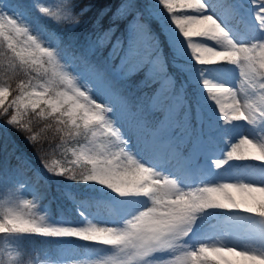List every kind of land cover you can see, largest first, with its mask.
<instances>
[{
    "label": "snow or ice",
    "instance_id": "snow-or-ice-1",
    "mask_svg": "<svg viewBox=\"0 0 264 264\" xmlns=\"http://www.w3.org/2000/svg\"><path fill=\"white\" fill-rule=\"evenodd\" d=\"M258 30L251 36V42L237 44L231 39L220 20L209 11L206 0H156L152 9L154 15L166 14L167 33L178 54L187 51L201 65L229 63L240 68L242 78L239 90L204 80L208 96L215 102L224 124L232 121L254 123L264 120V0H252ZM124 0L119 12L126 14ZM214 7L224 15L234 12L231 0H213ZM35 7H38L35 5ZM65 18L79 23V16L73 13L72 0H66ZM39 7L40 13H48ZM207 13V14H205ZM61 17L57 16L56 20ZM170 21V24L168 23ZM45 25L38 18L27 22L19 12H10L0 7V56L9 57L18 67L27 71L48 73L53 69L51 79L46 83L21 82L16 89L7 83H0V117L22 133H27L29 142L36 140L33 129L25 121L26 116L48 117L60 126L59 131L68 135H80L97 126L104 135L120 141L118 130L106 118L112 107L93 99L89 92L76 85L77 78L65 71L61 63L63 50L45 46ZM132 38L127 42L116 40L109 53L113 73L122 79L144 72L140 82L143 88L154 91L144 93L133 105L128 96L114 87L113 80L105 69L85 63L87 71L103 95L118 109L122 119L141 140L154 141L157 134L172 128H180L176 114L183 106L182 95L172 96L175 82L168 74L167 65L161 54L158 39L151 35L139 13L130 26ZM35 33V34H34ZM108 38L102 37V45ZM215 41L219 49L202 43ZM241 93L243 95H241ZM255 95L253 99L252 96ZM146 110L162 111L164 117L153 130L145 119ZM51 126V125H49ZM97 135L92 132L93 138ZM41 163L55 175H66L70 179L96 182L111 189L121 197H148L151 206L144 208L127 220L121 229L87 224L84 227L52 226L38 222L33 215L8 208L0 211V234H37L53 238H77L120 249L123 258L110 257L103 264H133L156 251L185 247L180 244L191 232L197 214L208 209H221L246 213V217L259 218L258 226L250 233L264 244V167L248 170L251 182H213L211 179L201 186L182 189L175 179L162 176L155 169L137 160L123 147L116 151L104 145L100 151L82 150L77 155L85 165H91L87 173L77 175L67 167H60L50 161L40 145H35ZM229 160L264 162V142L241 137L226 152V160H214L221 168ZM264 165V163H260ZM259 171V175L255 174ZM30 201H23L28 207ZM116 237L118 239H109ZM98 264V262H93ZM155 264H264V248L239 249L221 244H200L195 250L184 251L171 261Z\"/></svg>",
    "mask_w": 264,
    "mask_h": 264
},
{
    "label": "trees",
    "instance_id": "trees-1",
    "mask_svg": "<svg viewBox=\"0 0 264 264\" xmlns=\"http://www.w3.org/2000/svg\"><path fill=\"white\" fill-rule=\"evenodd\" d=\"M231 2L234 9L231 15L220 13L214 4L210 11L251 38L257 28L251 24L249 17L241 15L238 9L239 6L253 4L252 0H231ZM238 2L239 6L236 5ZM12 3L18 5L16 12H19L27 22L38 18L45 25L47 40L51 28L57 27L60 30L59 41L53 47L57 51L63 50L61 63L65 64V71L75 76L79 82L91 83L94 80L82 61L105 69L113 80L114 87L126 94L133 105L144 93L150 94L154 91L158 84H154L151 89L141 87L140 82L145 79L143 71L133 77L122 79L119 74L111 71L116 62L110 64L109 53L116 40L127 42L132 38L130 26L139 13L149 33L160 43L168 74L175 82L173 98L176 95L183 97V106L176 114L180 128H175L183 137V140L177 141L175 145L181 159H186L197 145L222 147L231 136L232 122L224 124L206 88H199L193 80L215 81L225 76L232 78L237 75L239 67L229 63L201 65L193 56L185 57L178 54L173 49L174 45L168 35L162 31L159 23L161 15L157 16L152 12L156 7L153 0H128L125 4L126 14L118 11L124 0H72L73 13L79 16V23L65 18L66 0H0V7ZM39 7L47 8L48 13H40ZM57 16L61 19L56 20ZM106 35L108 38L100 45L98 41ZM210 46L219 49L222 45L213 41ZM52 71L51 68L47 74L27 71L18 67L17 62L12 61L10 55L0 56V83H7L12 89H16L21 82L46 83L52 78ZM117 113L120 115L118 109ZM163 117L162 111H145V119L153 130L158 127ZM25 121L33 129L31 135L36 136V140L31 143L25 137L27 133L18 131L0 117V179L5 177L6 169L9 168L24 172L35 196L31 202L43 203L56 219H61L60 217L67 219L57 226L84 227L85 221H80L79 210L98 212L99 209H104L108 215L114 217L117 211L140 201L141 196L121 197L96 182H84L70 179L66 175H55L41 163L37 154L38 149L34 144L42 146L47 158L57 163V170L60 167H67L77 175L87 173L91 170V165H85L82 160L77 159L78 151L94 147L102 149L103 145L112 140V136L104 135L99 126L83 134L70 136L67 131H59L60 126L48 117L26 116ZM256 123L261 127L264 135V120H257ZM92 132L97 133L95 138ZM198 163V174L202 171L203 174L201 178L190 184L192 188L201 186L208 178H218L228 173L244 178L250 176L248 170L252 167H264L260 164L264 162L260 161L229 160L221 168H216L215 165L208 168L205 154L201 152ZM255 174L259 175V171L255 170ZM139 211L132 214L131 218ZM246 216V213L237 211L208 209L197 214L198 228L208 231L218 225L232 231L239 226H246L248 229L258 226L259 218L256 217L235 219ZM35 219L39 222L41 218L35 217ZM81 242L77 238H53L37 234H0V264H26L28 260H31L32 264H65L69 251L83 252L84 245ZM85 244H88L90 252L101 253L104 256L118 250L106 245L95 247L88 241Z\"/></svg>",
    "mask_w": 264,
    "mask_h": 264
},
{
    "label": "rangeland",
    "instance_id": "rangeland-1",
    "mask_svg": "<svg viewBox=\"0 0 264 264\" xmlns=\"http://www.w3.org/2000/svg\"><path fill=\"white\" fill-rule=\"evenodd\" d=\"M153 2L157 6L156 0H153ZM206 2L209 4L210 11L213 0H206ZM255 11L256 7L253 4H251L250 6H242V12L253 20V24L257 27L258 30V25L256 24L254 16ZM164 15L166 14L161 13L159 23L162 31L166 35H168L166 17ZM213 15L220 20L222 25L228 31L231 39H233L237 44H247L251 42V38L246 36L243 32L237 30L235 26L225 23L218 14ZM168 23L170 24V21ZM59 35V29L54 28L52 30V40L57 41ZM201 42L206 43L208 46L213 43V41L206 39L202 40ZM42 43H45L43 39ZM173 49L175 50V46H173ZM182 56L191 57L192 55L190 51H187ZM204 80L212 81L211 79H196L193 81L196 82L199 88H204ZM241 80L242 78L240 76L239 68V72L235 77L228 78L225 76L212 82L215 84H223L226 87L239 90ZM75 83L82 90L89 92L90 96L97 102L112 107V111L105 114L106 118L112 122L113 128L118 130L120 141H126V143L118 142L116 138L113 137V140L105 144L106 148L111 149L112 151H116L119 148L123 147L125 151L129 152L141 163L155 169L162 176H168L169 178L175 179L182 189L186 190L190 188L189 184L192 183L196 178V169L197 166H199L196 157L198 155L200 147L196 148L195 151L192 152L186 159H181L179 157L178 151L175 148V144L177 141H180L183 138L178 135L175 128L157 134L154 138V141L139 139L128 127L127 123L122 119V117L118 115L117 108L110 104V102L103 95L102 90L96 85L95 81L87 83L79 82L78 80H76ZM241 95L243 94L241 93ZM252 98L254 99L255 95H253ZM232 122V125L234 126L232 135L224 145V147L205 148V154L208 158V167H212L215 165L213 163L214 160H226V152L230 150V147L233 143L238 142V140L243 136H247L248 138L259 142H264V135L261 132L262 130L260 126H258L256 122ZM88 150L100 151L101 148L94 147L93 149L90 148ZM79 153L80 152L78 151V154ZM210 179L213 182H251L252 178H240L234 174H227L219 178H209L205 181V183H207ZM32 190L33 189L31 183L28 181L27 176L24 172H21L20 170H16L14 168L6 169L5 177L3 179H0V211H4L8 208H15L33 215V218H43L42 223L45 225L57 226L59 223L66 222L67 219L64 217H60L61 219L54 218L50 210L46 208L43 203L36 201L31 202V200L35 197L33 196ZM148 199V197H145V199L140 201L137 206H132L125 209L123 213H120L118 219L130 216L138 208L145 207L143 206L144 203H146V205L150 207L151 201H148ZM23 201H30L31 203L28 207H25ZM105 215L106 213L103 211H101L100 214H94L90 211H82L80 213L81 218H87L86 225L91 223L97 226L112 227L117 229H121L124 227H119V223L115 222L111 217H107ZM129 219V217L125 218V223ZM179 243L184 245L185 247L156 251L152 255L139 261L138 264H155V262L171 261L176 256H182L184 251L195 250L200 244L205 243L221 244L223 246H231L239 249H247L249 248V246L257 249L264 248V244L255 239V237L250 233L249 230L245 232V230L241 226H239V228H233L231 232L228 229H225L224 226L220 227L218 225H215L210 231H203L198 228V219H196L191 226V232L189 233V235L179 241ZM68 253L69 254L66 258L67 264H93V262L103 264V262L105 260H108L110 257H116L120 259L125 255V253L120 249L110 252L107 256H104L101 253L93 254L89 251V249H87V253L85 255L81 254L77 250L70 251ZM133 264H137V262L133 261Z\"/></svg>",
    "mask_w": 264,
    "mask_h": 264
},
{
    "label": "clouds",
    "instance_id": "clouds-1",
    "mask_svg": "<svg viewBox=\"0 0 264 264\" xmlns=\"http://www.w3.org/2000/svg\"><path fill=\"white\" fill-rule=\"evenodd\" d=\"M109 239H118V238H116V237H111V238H109ZM26 264H32V261H31V260H28V261L26 262Z\"/></svg>",
    "mask_w": 264,
    "mask_h": 264
}]
</instances>
